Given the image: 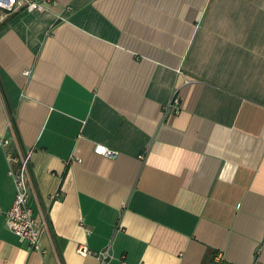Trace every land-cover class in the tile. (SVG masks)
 <instances>
[{
	"label": "crops",
	"instance_id": "obj_1",
	"mask_svg": "<svg viewBox=\"0 0 264 264\" xmlns=\"http://www.w3.org/2000/svg\"><path fill=\"white\" fill-rule=\"evenodd\" d=\"M45 6L0 21V264H264V0Z\"/></svg>",
	"mask_w": 264,
	"mask_h": 264
},
{
	"label": "built area",
	"instance_id": "obj_2",
	"mask_svg": "<svg viewBox=\"0 0 264 264\" xmlns=\"http://www.w3.org/2000/svg\"><path fill=\"white\" fill-rule=\"evenodd\" d=\"M50 2L51 0H0V21L20 10L45 12L47 10L45 4ZM174 104H178V99H174L169 107H172ZM9 144V140L2 139L0 141V148L6 149ZM96 152L109 158H115L117 156L115 151L103 145L97 146ZM32 156L33 151L17 158L8 155L10 165L9 174L14 178L16 196L12 207L6 212V225L21 242L28 243L31 250H39L41 248L42 236L48 231L49 223L46 216L43 218L37 217L29 204ZM58 196L59 193L55 195V197ZM80 252L86 255L88 250L82 247ZM107 257V252L101 254V258L104 260Z\"/></svg>",
	"mask_w": 264,
	"mask_h": 264
}]
</instances>
